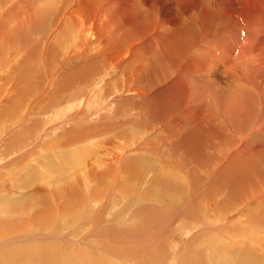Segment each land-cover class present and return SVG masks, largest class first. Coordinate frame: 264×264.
Segmentation results:
<instances>
[{"label":"bare ground","instance_id":"1","mask_svg":"<svg viewBox=\"0 0 264 264\" xmlns=\"http://www.w3.org/2000/svg\"><path fill=\"white\" fill-rule=\"evenodd\" d=\"M235 2L237 5L222 3L212 5L211 1L200 2L201 12L197 15L203 22L185 23L188 19H183L181 16L179 21L183 23H179L176 27L173 24L174 30L164 25L160 18L155 17L156 13L153 16L151 9L153 6L145 11L139 0H0V41L2 42L0 45V151L12 153L27 146L19 155L23 152H35V150L44 151V153L52 152L53 147L56 148L64 139L69 138L70 143L78 148L75 151L70 150L72 152L67 153L69 157L73 159L77 157L80 162L87 161L88 157L93 158L90 163L92 164L93 161L92 165L96 171L95 184L97 185L92 188L90 196L101 195L102 199H97L96 206L91 203L95 207L84 203L83 199H88L86 196L89 191L83 186H86L88 180L93 181L84 178L82 184L79 183L78 189H81L85 195L71 192L69 197L63 201L65 203L63 209L75 208L77 214L86 220L91 216V220L95 221L98 216H95V213L102 212V208L98 209L97 206H102L104 201L107 203L109 200L113 188L105 190V181L111 187L118 183L119 190L125 191L128 189L127 185L138 183L142 174L150 171L152 167L156 168L151 173L155 174L154 181L172 191L184 190V187H179V189L172 187L181 183L176 180L175 175L184 176L191 186V193L189 192L186 197L190 203L194 192L199 191L207 180L212 179L209 181L212 186L203 192V195L206 194L207 197L213 196L210 199L214 200L217 193H221L224 187L228 188L224 200L218 206L227 205L224 209L242 207L260 195L254 204L260 205L261 208L264 206V132L256 129L257 126L252 123L255 121L256 114L253 111L257 113L259 111L257 104L255 109L252 105L255 99L258 101L261 96L259 94L263 87L264 75L257 76V73L254 75L250 69H254L253 62L256 61L260 72L264 71V60L252 59L256 56L253 55V51L256 53L257 45L255 40L249 39L250 41L247 42L242 33L247 22L264 17V0H236ZM255 22L250 21L248 25ZM227 25L236 26V28L231 30ZM240 31H242L241 34ZM6 36H8L7 41ZM262 36L264 38V34ZM185 38L191 41L186 48L181 46ZM223 39H227L228 41H225L229 43L224 44ZM8 40L9 46L7 45ZM33 41L35 44L30 45ZM204 44L208 49V54H206L208 64L210 60L213 61V66L218 65L224 72V76L231 78L235 83L242 82L245 86L247 85V88L245 87L247 103H245L249 104V108L248 112L245 111L246 116L241 115L239 105L237 106L238 102L245 97L240 95L243 91L240 85L238 90L236 88L237 97L234 92L235 87L232 85L230 89L227 88L228 92L218 93L216 91L217 99L213 94L210 96L213 97L214 106L206 109H203L200 103L188 102L191 95L189 84L192 81L186 80L185 75L192 70L193 62L197 63L200 69L202 66L206 67V57L199 56L203 53L199 51L205 48ZM195 52H199L198 57L194 54ZM177 53L181 58L177 56ZM191 57L194 61L190 59ZM99 58H104L108 62L112 61L113 66L116 63L120 68L118 71H113L110 65L107 67L102 65L100 70L93 74L91 72L99 64ZM250 62H252L251 65ZM200 69L197 68L196 71ZM246 72L253 87L247 84ZM112 74L115 76L109 77ZM107 75L109 82H116L118 79L117 91L111 96H105L102 101L94 100L98 104L92 105L94 101L91 102V96L99 97L100 93L106 90L107 82L104 78ZM253 75L255 79L252 82ZM49 85L56 90L45 93ZM84 90L85 93H83ZM68 94L77 99L80 97L79 102L82 105L63 117L66 110L74 107L73 102L68 103L70 98ZM221 95L225 100L222 106L219 100ZM238 97L240 101H237ZM35 102L43 104L39 105L42 114L47 111L45 107L54 108L52 116L58 113L59 119L55 120L54 117V122L47 124L51 120L49 112L43 117L31 115L28 118V114H36L32 111L36 107ZM105 114L107 120L103 119ZM94 120L98 121L91 124ZM78 122H86L88 128H77ZM53 123H63L64 127L53 129ZM45 124L47 125L44 132L38 136ZM37 130L39 132L35 134ZM87 130L95 136L86 135ZM84 135H86L85 138L81 139ZM9 138L12 139V144L5 145L4 141ZM172 149L178 153L175 154L176 152H172ZM19 155L10 156L9 159H15ZM176 155H181V157ZM1 167L3 163L0 164ZM93 167L91 166V171ZM6 168L5 170H9V167ZM15 171L10 172L15 174ZM22 172L21 168L16 176ZM123 175H125L124 182L119 181ZM1 179L0 206L3 208L0 207V213L11 216L7 217L8 221L0 222V237L6 236L8 229H11L13 233L17 231V227L21 231H27L26 222L29 219L17 222L13 217L23 216L36 206L38 208L49 204L46 198H50L53 202V194L49 192L42 197L40 192H37L40 196L37 200L21 192L22 196H18L21 193H17L18 195H15L18 198H13L15 196L11 195L14 192L12 188L15 187L11 185L12 188L9 186L6 189L7 185ZM46 184L50 185L48 181ZM37 186L36 191L43 187L42 184ZM3 190L10 192L6 194ZM178 196L180 204L167 209L166 216L172 217L167 221L166 227L172 225L177 215L182 216L180 206L185 195L179 194ZM89 201L91 202L90 199ZM250 207L245 211L247 212ZM50 208L48 206L46 213L38 210L37 213L41 212L45 216L51 212ZM198 209L199 200H195L190 211L185 214L195 217ZM245 211L242 213L233 211V217L227 219L226 222L231 223L241 215L245 216ZM60 214L63 217L68 213L63 211ZM218 215H222L221 211L211 207L207 213V222L201 225L191 238L201 236L206 231L211 234L218 231V226H221L215 223ZM261 224L264 225V223ZM62 225V220L53 223L52 219V223H44L42 229L59 230ZM184 227L181 226V228ZM92 230H89L86 235L92 233ZM231 230L236 231L235 228ZM255 231L254 234L245 230L244 232L239 231L240 238L237 242L239 245H235L238 248L229 243L219 251V254L222 253L221 258H225L224 261L227 260V264L232 263L234 256L237 257L239 263L243 259L242 264H264V253H261L264 241L257 238L258 235L264 234V227L260 230L255 229ZM227 232L232 234L231 231ZM28 234L0 240V245L17 240L20 242L33 240L34 236L41 235ZM214 234L211 246L218 244ZM234 235L237 236L233 233L232 236ZM255 235L257 237H254ZM53 238L56 239L55 233L46 234V237L40 238L44 245L32 244L27 250L19 247L21 250L19 253L12 251L7 255L19 262L28 260L31 264H58V259L52 254L54 250L59 252L60 248L48 243ZM244 238H248V243H253L254 247L250 248L249 244L240 247V242ZM69 242L71 244L80 243L76 242V239ZM103 244L107 245V243ZM140 246L135 245L133 248ZM108 247L110 249L109 245ZM15 248L18 247L15 246ZM89 248H92L91 244ZM106 251L115 253L114 249ZM91 253L93 251L85 250L82 253L76 251L75 256L81 263L94 259L98 264H104L102 262L106 259L99 261L100 253H96V257L95 255L90 256ZM3 255L0 254V262L4 259ZM64 255L65 261L63 262L70 264L69 255L65 257ZM230 256L233 259H230Z\"/></svg>","mask_w":264,"mask_h":264},{"label":"rangeland","instance_id":"2","mask_svg":"<svg viewBox=\"0 0 264 264\" xmlns=\"http://www.w3.org/2000/svg\"><path fill=\"white\" fill-rule=\"evenodd\" d=\"M194 1L196 0H192V1L191 0H184V1L183 0H176V1L175 0H139L142 7L145 8V11H147V9H150L153 6V8H151L153 16L155 15L154 13H156L155 17L160 18L162 23L166 25L167 27H172L171 29L174 28V25L176 27L177 25H179V23H183V21H179L181 20L180 19L181 16L183 19L184 18L188 19L186 20L187 22L185 23H199V21H201L199 18L200 16L198 17V15H200V12H201L200 4H199L200 2L204 3L206 1H211L212 5H216V3L217 5L221 3L224 5H237V3L235 2L236 0H197L196 2ZM180 6H182V8H180ZM185 6L186 8L188 7L187 10L189 11L186 10ZM183 7L185 8V10ZM192 7L194 8L192 9ZM178 8L180 9L177 10ZM197 17L198 19H196ZM234 18H236V16H234ZM263 20H264V17H258L250 21L251 22L258 21L259 23L255 22V23H251L250 25H248V23H250L249 21L246 23V25H244L245 29L242 34H244L243 36L245 40L247 42L249 39L251 41L255 40L254 42L257 45L256 53L253 51V55L254 56L256 55V56L252 57V59L257 58L259 60H264V57L262 56L264 55V52H263L264 51V38L262 36L264 34V21ZM201 22H203V20ZM227 27H229L231 30H234V28H236V26L234 27L232 25H227ZM9 28H13V27H9ZM235 32H237V29H235ZM241 32L242 31H240L239 33L241 34ZM202 36L205 37V35H202ZM7 38L8 36H6L5 38L6 41H7ZM207 40L209 41V38ZM225 40L227 39H223L224 44L227 45V43L229 42H227L228 40L227 41ZM32 44H35V42L33 41L32 43H30V45ZM190 44H191V41L185 38L181 46L186 48V46H189ZM0 45H2L1 41H0ZM7 45L9 46V40L7 42ZM159 45H162V44L159 43ZM206 46L207 45L204 44L205 48L204 49L202 48L203 51L202 49L199 51L200 53L203 52L201 55L198 54L199 52L194 53V54H197L196 57H198V55L201 57H206L205 62H207L206 54H208L207 52L208 49ZM235 47H237V45ZM177 56L179 57L178 53H177ZM190 59L194 61L193 57H191ZM38 60L40 59L38 58ZM111 62L106 61L104 58H99V64L94 68V70L91 73L96 74L100 70V67L102 65H105V67L110 65V68H112L113 71L114 70L118 71L120 66L117 65L116 63L113 66ZM255 62L256 61L253 62V67L255 70L251 68L250 71L252 70L254 75L257 73L256 74L257 76L264 75V71L261 70L260 72ZM251 63L252 62H250V65ZM258 63L260 64V61H258ZM207 64H205L206 67L202 66V69H200L201 67L198 66L197 63L193 62L192 70H195V71L190 70L189 73H186L187 74L185 75L186 80L190 79V81H192L191 84H189L191 87V92H190L191 95L189 96L190 98H188V102L196 103V104L200 103V105L204 107L203 109H206L209 106H214L213 97L211 98L210 96H212L213 94L216 97L215 95L216 91L218 93H225L224 91L228 92L227 90L230 89L229 87L230 85H232L235 87V89L234 88L233 89L237 97L238 92L236 91V88L238 90L239 85H240V87H242L241 91L243 90L242 91L243 93L240 92V95L241 97L242 96L243 97L245 96V97L244 99L242 98L241 101L239 97L237 98V101H240L238 102L237 106L239 105L238 107L240 109L241 115L244 116L245 114L246 116L247 113H245V111L248 112V108H249V104H246L247 96L245 95L247 94L246 93L247 85L245 86V83H242V82L235 83L232 81L231 78L224 76V72H222V69L218 65L213 66L214 65L213 61L210 60L209 64L208 65ZM197 68L200 70L196 71ZM256 70L257 72H255ZM254 75L252 77V82L255 79ZM113 76L115 75L112 74L109 77H113ZM245 76H246L247 84H249L248 86L253 87V84L249 80V76L247 72ZM109 77L107 75V77L104 78V80L107 82L106 90L101 92L99 97H95V95H92L91 102H93L94 100L102 101L105 96H111L113 93H116L117 86H118V79L116 78L117 79L116 82H109ZM113 84H115V86ZM262 85L263 87H262V90L260 91L261 93L259 94V96L261 95L258 100L259 102L255 99L256 102L254 101L253 103L254 105H252L253 106L252 108L255 109L256 104H257V107H258L257 110H259L258 113L256 111H253L254 114L256 113L255 114L256 118L254 117L255 121H253L252 123L257 126L256 129L260 130L261 132H264V82ZM220 88L221 90H219ZM55 90L56 89H53L49 85V89L45 93L47 92L51 93V92H54ZM85 90L83 93H85ZM206 94H207V97H206ZM68 95L70 96V98L68 99V103L73 102L74 107L73 108L70 107L68 110L65 109L66 112L63 113V117L65 114H71L73 112V109L79 108V105H82V103L79 102L81 99L80 97L77 99L71 94H68ZM219 100H220V106H222L225 103L224 97L222 96ZM34 104H35L34 106L36 107L33 106L34 108L32 111L33 113H36V114H28V118L31 115H41L43 117L47 115L49 112L51 114L50 115L51 120L48 121L47 124H50V122H54L53 121L54 117H55V120L59 119L58 113L52 116V112L54 111V108L45 107L47 111L44 114H42L43 112L41 111V108L39 105H43V104L41 102H38V103L35 102ZM96 104H98L97 101H94L92 103V105H96ZM26 108L27 107H25V109ZM242 116H239V117H242ZM103 119L107 120L106 114L103 116ZM97 121L98 120H94L91 124L96 123ZM78 123H79V126H77V128H81V127L85 129L88 128V124L86 122H78ZM47 124L43 125L40 132L39 130H37L35 134L39 132L38 134L39 136L42 132H44ZM58 127H64L63 123L62 124L53 123V129L58 128ZM96 134L99 135V133H96ZM86 135H89L92 137L95 136L94 134H91L90 130H87ZM86 135L81 137V139H84ZM112 138H116V137H112ZM4 143L5 145L7 144L10 145L12 144V139L11 138L6 139ZM75 146L76 145L70 143L69 138H66L63 140V142L59 146H57L56 148L53 147L52 152L48 151L44 153V151L41 152L40 150H37V151L35 150V152L34 151L31 152L32 154L23 152L22 155H19L27 146L21 148L18 151L12 152V153L10 151H7V152H4L3 150L0 151V161L2 160L1 163H3V167L0 168V179L2 178L1 180L5 182L3 183L7 185L6 189L9 186L11 187V185L15 187V188L11 187L12 191H14L11 195L15 196L13 198H18V196H22L21 192H25V195L29 194L30 198L33 197V199H37V200L40 199V196L38 195L37 192H40V195L42 197L43 195L46 196V194L49 192L53 194V202L50 200V198H46L45 200H47L49 204L41 205L38 208L36 206L35 208L28 211L23 216H20L17 218L13 217L17 222H22L23 219L24 220L29 219V221L26 222L28 224V227L26 228L27 231H21L20 228L17 227V231L13 233L11 229H8L7 235L0 237V240H6V239H9L11 236L15 237V236H18L20 234H25V233L27 234L29 233L32 235L33 234H36V235L41 234V235L37 237L34 236L35 238L33 240H27L24 242H20V240H17L13 243L1 244L0 245L1 255L11 254L12 251H14L15 253H19L21 251L19 247L23 248L24 250H27L28 248H30V245L32 244L33 245H44L43 241H41L40 238L46 237V234L55 233L56 239L54 238L50 239L48 243H51V246L56 245L57 248L58 247L60 248V249L58 248L59 252L54 250L52 254L54 255L55 258L58 259V264L59 263L65 264V262H63L65 261L63 258L64 254H65L64 257L67 254L69 255L70 264H75V263L76 264H98V262H95L94 259L93 261L86 260L83 263H81V261L77 259V256H75V252L78 251V253H82V251L84 252L85 250H89L90 252L93 251V253H91L90 256L95 255L94 257H96L98 253H100L101 257L99 258V261L100 259H106L105 262H102L104 264L105 263L106 264H188L189 262H190L189 264H199V263L200 264H227L228 261L227 260L224 261L225 258L224 259L221 258L222 253L220 252L219 254V251L225 248L229 243L234 245L235 248H238L235 245H239V243H237L240 238L238 236L239 231L244 232L245 230L249 233L254 234L256 232L255 229L260 230L262 227H264V225L261 224V223H264V208H263L264 206L260 208V205H258L259 206L258 208L257 204H254L255 202H257L260 195L257 196L255 199L250 200L242 207L241 206L233 207L234 206L233 205L232 206L233 208L224 209V206H227V205H224V206H221V205L218 206V205L220 204L221 201L224 200L223 198L225 196V193L228 191V188L224 187L222 192L217 193L215 196V199L212 200L210 198H213V196L207 197L206 194L203 195V192L205 190L207 191L208 188L212 186L210 185V182H209L212 179H209L204 183V185L200 188L199 191L194 192V197L192 200L193 202L191 201L190 203V200H188V198L186 197L189 195V192L191 193V186L188 180L184 176L180 177L178 175H175L177 177L176 180L180 181L181 183L178 185L172 186L175 189H179V187H184V190L179 189L177 191H172L170 189H165L161 184L154 181L155 174H151V173L152 171L154 172L156 168L152 166H151L152 169L150 171H148L145 174H142L140 181L138 183L136 182L135 184L127 185L126 187H128V189L125 191L119 190L118 183L115 184L113 187H111L108 184V182L105 181L104 182L105 190L113 188V191L110 194L109 200L107 203L104 201L101 204L102 206H97L98 209L100 207L102 208V212L99 213L97 211L95 213V216L98 215L97 216L98 218L96 217L95 221H93L94 219L91 220V216L88 217V219L86 220L85 218H82L81 216L77 214L75 208L63 209V207H65V203H63V201L66 197H69V194L71 192L73 193L74 191V193H80L81 195H85L84 193H82L83 191L81 189H78L79 183L82 184V181H84V178L93 180V181L88 180V182L86 183V186H83V187H87L89 191V193H87V191L84 189L85 192L87 193L86 197L88 198V199H85V198L83 199L84 203L87 204L88 206L95 207L97 205L95 204L96 201L102 199L101 195L94 196V197L90 196L92 188H94L97 185L95 184L96 171L92 165L93 161H92V164L90 163L93 158L88 157L87 161L80 162L78 161L77 157L73 159V157H69L67 155V153L70 150L73 151L74 149L75 151L76 149H78ZM173 151L174 153L176 152L175 154L178 153L175 149H172V152ZM17 155H19L17 158L9 159L10 156L15 157ZM176 156L181 157V155H176ZM98 162H100V160H98ZM48 165H50V167ZM91 166L93 167L92 171H91ZM6 167H9V170H5L7 169ZM21 168L23 172L19 176H16L17 171H20ZM14 170H16L15 174H12L14 173ZM67 179H69V182L66 183ZM124 179H125V175L121 176L119 181L124 182ZM47 181L48 183H50V185L46 184ZM38 184H42L43 187H41L42 190L39 187L40 189L36 191ZM3 191L6 194L10 192L9 190L8 191L3 190ZM17 193L18 194L21 193V194L18 195ZM15 194H17L18 196ZM179 194L185 195V199L182 205L180 206V210H182L181 211L182 213L180 215L182 216L177 215L176 219L172 223L173 226L171 225V226L166 227L167 221L169 220L170 217H172L170 215L166 216L167 209L168 208L171 209L172 207L180 204L181 201L179 200V196H178ZM5 198L9 200L8 197H5ZM89 199L91 200V202L89 201ZM195 200H199V209L195 212V217H193L191 214H185L186 212L190 211L191 206L194 204ZM91 203L95 204V206L92 205ZM252 204L257 206V207L256 206L254 207V209L256 210L253 209L254 205ZM48 206L49 208L51 207L50 208L51 212L43 216L41 212L46 213ZM0 207L3 208V206H0ZM211 207H215L216 210H218L219 212L221 211V214H222V215L216 216V220H215V223L221 226H218L219 229L218 231H215L216 233L212 232L213 234L215 233L214 238L218 243L215 246H211L213 244L212 242L213 234H211L209 231L204 232L201 236H198L196 238H191L192 235L195 233V231L200 229L201 225L207 222L208 220L207 213L208 211H210ZM248 207H250L249 210L251 211L248 210L246 212L245 210ZM37 210L41 212L37 213ZM63 211H67L68 214L62 217L60 213ZM233 211H236L237 213L239 212L242 213L245 211V216L241 215L240 218H236L235 221H232L233 223L231 222L233 224L231 225V223L230 222L228 223V221L226 222V220L227 219L229 220L231 217H233L232 215ZM59 215L62 217V219L60 218ZM9 216L11 215L0 213V222L8 221L9 219L7 217ZM34 216L35 217L39 216V218H35ZM49 217H51V219ZM48 218L50 219L49 221H48ZM52 219H53V223L58 222L59 220H62V224H63L62 228H60L59 230L58 229L55 230V228L53 227H52L53 229H50V230L42 229L43 224L44 223L51 224ZM248 219L250 221H247ZM92 221L94 222V225ZM256 222L257 224H254ZM182 225L185 227L181 228ZM258 226L260 227V229ZM92 228L93 230L94 229L96 230L93 231ZM229 228L231 229L235 228L236 233L233 232L231 229L229 230ZM89 230H92V233H88V235H86V233ZM225 230L226 232H224ZM250 230L252 231L250 232ZM96 231H98V233ZM222 231L224 232V234H221L223 233ZM227 231L229 232L231 231L232 234H228ZM233 233L237 234L238 237L235 235L232 236ZM94 237H96V239ZM254 237H257V236L255 235ZM257 238L262 239L264 241V234L258 235ZM72 239H76V242H80V243L71 244L69 241ZM210 240H211V243H210ZM45 241H48V240H45ZM30 242L32 243L30 244ZM103 243H107V245L106 244L104 245ZM89 244H91L92 248H89ZM246 244H249L250 248L254 247L253 243H250V242L248 243V238L242 239V241L240 242V247H243ZM108 245L110 246V249L115 250V253H112V251L111 252L106 251V250H110ZM135 245H141V246L139 248L134 249L133 246ZM15 246H17L18 248H15ZM79 247L83 248L84 250L80 249ZM66 252L68 253L66 254ZM204 253L206 255H204ZM261 253H264V244H262L261 246ZM230 259H233V258L231 257ZM228 260H229V256H228ZM242 260L240 261L242 262ZM15 261L14 259L11 258L10 255H7V256H4V259L0 262V264H31V261H28V260H25L22 262H19V260L17 262ZM231 262H232L231 264H234V263L242 264L241 262L239 263L236 256H234V259ZM248 264H253V263H248Z\"/></svg>","mask_w":264,"mask_h":264}]
</instances>
